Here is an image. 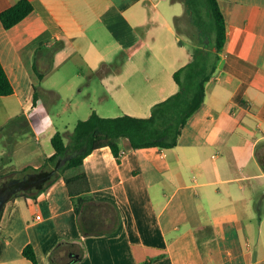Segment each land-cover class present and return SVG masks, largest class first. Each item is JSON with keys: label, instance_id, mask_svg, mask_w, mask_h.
<instances>
[{"label": "crops", "instance_id": "crops-1", "mask_svg": "<svg viewBox=\"0 0 264 264\" xmlns=\"http://www.w3.org/2000/svg\"><path fill=\"white\" fill-rule=\"evenodd\" d=\"M18 1L0 0V15ZM30 1L33 11L12 28L0 19V61L14 88L0 97V135L13 147L0 158L3 167H41L58 131L70 142L66 118L58 126L48 110L60 90L35 86L66 61L81 60L100 77L98 104L111 96L120 116L149 117L179 90L173 75L195 51L177 22L184 1ZM219 4L227 41L178 145L132 149L120 139V162L109 147L84 160L90 195L115 206L119 229L84 235L60 178L36 198L5 204L0 264H33L23 255L27 245L39 264H52V252L67 243L83 251L74 264H264V0Z\"/></svg>", "mask_w": 264, "mask_h": 264}, {"label": "trees", "instance_id": "trees-1", "mask_svg": "<svg viewBox=\"0 0 264 264\" xmlns=\"http://www.w3.org/2000/svg\"><path fill=\"white\" fill-rule=\"evenodd\" d=\"M186 14L192 17L202 36L203 23L211 22V31L215 33V41L205 37L204 48L194 51L193 60L178 69L173 78L179 90L167 99L152 107L151 115L146 118L131 115L103 117L97 112L86 120H79L69 134L70 142L66 144L65 136L57 132L52 138L55 153L47 158L39 168L33 166L17 169L12 167L0 173V191L17 184L20 190L15 198H36L47 191L58 179L63 178L69 195L75 204L79 216V225L84 235H104L116 232L120 227V215L114 205L97 201L90 195L91 185L83 170L85 158L95 150L109 147L120 162L122 148L120 139H128L130 148L142 149L158 147L171 149L178 145L182 132L191 117L204 104L207 84L218 70L220 53L227 41V24L219 0H206V9L192 8L190 0H184ZM195 5V3L193 4ZM34 7L30 0H20L3 11L0 19L6 29H10L26 18ZM207 18V19H206ZM178 20V19H177ZM214 45L215 50H211ZM14 93L13 85L0 61V97ZM82 150L75 158L69 160L60 171L49 177L59 161L68 153ZM6 178V179H5ZM111 220L112 227H105L106 217ZM1 219V217H0ZM66 248V256L61 258L60 251ZM23 255L33 264H39L37 254L32 245H27ZM83 257V251L74 243L60 244L51 254L52 264H74Z\"/></svg>", "mask_w": 264, "mask_h": 264}, {"label": "rangeland", "instance_id": "rangeland-1", "mask_svg": "<svg viewBox=\"0 0 264 264\" xmlns=\"http://www.w3.org/2000/svg\"><path fill=\"white\" fill-rule=\"evenodd\" d=\"M194 3L195 5H193ZM190 4L192 5V8H200L203 12L206 9V0H190ZM182 6L184 7L183 4ZM177 22L183 39L187 41L189 36L195 50L204 48L203 41H207V39H205L207 36L211 37L214 44L215 33L211 31L212 25L209 20H206V22L203 23L205 30H202V36H200L199 28L192 20V17L186 13ZM210 49L215 50L214 45H211ZM126 65L128 66L129 64L127 63ZM157 66H159V63ZM35 86L38 90L41 88L60 90L62 96L59 97V99L52 101V103L49 104L48 110L51 119L58 126H61V124H59L61 122V116L65 117L66 121L69 123L68 130L71 132L79 120H86L84 118H86L88 114H92L93 111L97 112L100 116L108 117L120 116V114H122L116 104V100L111 98V96H109L107 104H98V96L103 92L100 77L96 73H92L81 60L74 61L72 59L66 61V63H62L58 68L57 66L54 67L47 73L45 79H39L36 77ZM47 98H53V95L47 94ZM9 129L10 127L7 126V133L10 135L8 131ZM64 129L65 127H60L61 131ZM30 136L32 137L31 134ZM20 138L21 135H17L16 141ZM7 145H9V143L6 142V137L0 135V158L3 155H5L4 157H7L6 155L9 152L12 153L13 147L8 148ZM19 150L21 151L20 148ZM4 166L5 167H3L1 162L0 173L8 171L14 167L11 166V162H7ZM1 183L2 182L0 181V184Z\"/></svg>", "mask_w": 264, "mask_h": 264}, {"label": "water", "instance_id": "water-1", "mask_svg": "<svg viewBox=\"0 0 264 264\" xmlns=\"http://www.w3.org/2000/svg\"><path fill=\"white\" fill-rule=\"evenodd\" d=\"M82 150L74 151L72 153L68 152L58 163L57 167L50 173L49 177L56 175L61 168H63L66 163L72 158L77 157ZM20 187L17 184H12L6 187L4 190L0 191V216L2 214L5 204L12 198L15 192L19 191Z\"/></svg>", "mask_w": 264, "mask_h": 264}, {"label": "built area", "instance_id": "built-area-1", "mask_svg": "<svg viewBox=\"0 0 264 264\" xmlns=\"http://www.w3.org/2000/svg\"><path fill=\"white\" fill-rule=\"evenodd\" d=\"M39 218V217H38Z\"/></svg>", "mask_w": 264, "mask_h": 264}]
</instances>
